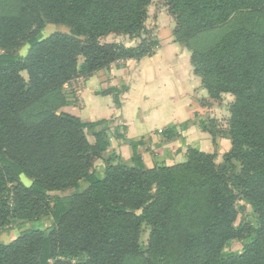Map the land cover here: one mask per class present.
Returning a JSON list of instances; mask_svg holds the SVG:
<instances>
[{
    "label": "trees",
    "instance_id": "16d2710c",
    "mask_svg": "<svg viewBox=\"0 0 264 264\" xmlns=\"http://www.w3.org/2000/svg\"><path fill=\"white\" fill-rule=\"evenodd\" d=\"M165 1L176 18L177 43L188 45L240 12L264 21V0ZM151 2L20 0L16 15H0V233L12 218L53 221L48 233L24 229L12 242L0 241V264H125L142 253L143 223L151 227L147 264H197L200 254H219L242 236L243 229L235 227L238 185L247 197L257 193L264 166V30L239 27L211 48L191 49L195 74L210 97H234L230 159L241 163L239 175L232 174L230 161L217 165L216 153L195 148L188 149L184 163L147 168L139 153L143 140L131 144L132 166L110 158L98 174L94 165L110 147V120L85 122L60 112L63 103L54 102L76 77L89 80L120 61L156 55L161 44L144 37ZM48 24L70 32L43 38ZM111 34L141 42L103 43ZM24 43L30 48L23 58L17 51ZM127 91L110 87L97 95L112 97L121 108ZM122 130L117 128L116 139H126V126ZM157 134L177 135L170 127ZM21 176L32 184L24 185ZM67 190L74 192L50 195ZM215 264H264V225L247 238L242 253L220 255Z\"/></svg>",
    "mask_w": 264,
    "mask_h": 264
},
{
    "label": "rangeland",
    "instance_id": "374dc122",
    "mask_svg": "<svg viewBox=\"0 0 264 264\" xmlns=\"http://www.w3.org/2000/svg\"><path fill=\"white\" fill-rule=\"evenodd\" d=\"M64 4L71 3L73 0H61ZM20 0H0V15H16L20 9ZM73 7L78 8V5ZM231 21L226 24L218 25L213 29L203 32L197 37L191 39L187 44L177 43L174 37V30L177 27L176 18L171 14L169 5L165 0H152L148 7V18L145 23L146 34L144 37H151L158 40L159 43L167 48L169 44L176 43L181 46L183 51L188 54L191 72L198 78L201 83V88L204 93H199L197 95V102L193 103L191 106V111L188 114L183 113L182 120H169L170 123L167 126L176 131V137L173 139H168L167 137L157 134L164 129H157L149 134L142 137L144 145L139 148V153L142 158L152 164L153 166H176L178 164L177 155L179 145H183V138L185 131L187 129L196 128V134H193L192 138L196 142H200L197 145V150L215 154L217 158L215 160L217 165H224L227 162L232 164V174L239 175L242 171V165L235 159H230V154L232 152V141L230 138V128L229 121L231 118L230 110L232 104L234 103V97L230 94H224L221 100H213L205 86L202 84V79L195 74V69L191 63L192 51H202L207 48H211L218 44L229 32L236 30L239 27H245L249 30L255 32H261L264 30V21L259 17L249 14L248 12L237 13ZM69 33L70 28L65 25H52L48 24L41 32L43 38H47L54 33ZM103 43H123L129 47H135L140 44L141 39L131 38L126 35H115L111 34L102 39ZM264 44V43H262ZM27 43L22 44L18 49L17 53L24 58L27 55L29 49ZM160 48V49H161ZM159 49V50H160ZM157 51L156 55L163 54L164 51L159 53ZM166 50V49H165ZM83 58L79 60V66L83 64ZM126 61H120L114 65V69H121L126 66ZM23 76L28 79L27 74L24 72ZM98 78L104 77L101 83H97L95 90L90 95L100 96L105 90L111 87V80L113 77H109L108 71H103L96 75ZM87 80L82 77L74 78L70 83L66 84L62 91L59 101L54 100L56 104L63 103L65 106H75L80 110L85 108L83 100V91L85 90ZM124 86V85H123ZM121 86V88L123 87ZM61 98V101H60ZM142 105V104H141ZM62 107V108H63ZM141 107V106H140ZM61 108V109H62ZM144 108V107H141ZM60 109V110H61ZM33 116V109L28 112L26 117ZM189 116V117H188ZM106 119L110 120V147L103 154L102 160H96L94 169L98 174H104L105 164L104 160L112 158L115 163L122 165H133L132 162V150L130 148V143L133 139L126 138L125 140L116 139L115 133L117 128L122 133V128L125 126L124 123L114 116H109ZM138 121V120H137ZM137 127L140 125L139 121L135 123ZM205 129V130H203ZM127 130V127H126ZM126 132V131H125ZM127 133V132H126ZM93 133L88 134V139L91 143H94ZM217 140L218 147L215 148L213 145V136ZM191 148V145L187 146ZM201 148V149H199ZM196 149V148H195ZM188 149H186L185 154L187 156ZM153 168V167H152ZM262 175L256 177L259 184V191L257 193H252L250 197H247V192L244 190V185L239 184L238 186V201L237 210L238 217L235 222V227H240L243 229L242 236L236 237L230 241L229 245L225 247L221 253H202L197 257V264H215L220 257V255H238L242 253L244 246L247 243V238H252L255 233L264 225V192L260 190V182L264 181V166L261 167ZM21 181L24 185L30 186L32 180L21 176ZM239 182V181H238ZM85 186V185H84ZM74 190L53 192L50 195L52 198L65 197L71 195ZM253 203L258 205V208L253 206ZM193 209V207H190ZM53 228V222L51 219L42 218L40 220L28 221L22 220L21 218H12L9 223L2 229L0 233V241L2 243H10L15 240L19 234L24 229H39L45 232H50ZM151 234V227L147 223H143L141 235H140V246L141 255L126 260L125 264H147V250L148 242Z\"/></svg>",
    "mask_w": 264,
    "mask_h": 264
},
{
    "label": "crops",
    "instance_id": "0c3cea01",
    "mask_svg": "<svg viewBox=\"0 0 264 264\" xmlns=\"http://www.w3.org/2000/svg\"><path fill=\"white\" fill-rule=\"evenodd\" d=\"M161 51H164L163 54L140 61L128 60L126 66L121 69H114L115 64L112 65L108 71L109 77H113L111 87L121 88L124 85L128 88V91L120 96L121 108L116 107L110 96L90 95L97 83L106 79L95 75L87 80L82 93L85 108L80 110L75 106H65L60 112L69 113L85 122L114 116L127 127V133L124 132L126 138L133 141H139V137L154 130L167 128L169 120H182L183 113H190L191 106L197 102V95L204 93V90L198 78L191 72L188 54L179 44L172 42L167 48L162 45L159 53ZM137 120L140 125L136 129ZM196 132L195 127L185 131L183 145L178 146V163L186 160L185 151L189 149L188 145L196 149L197 145H200L199 141L195 143L192 138ZM144 162L147 168L154 167L146 159Z\"/></svg>",
    "mask_w": 264,
    "mask_h": 264
},
{
    "label": "water",
    "instance_id": "95a60500",
    "mask_svg": "<svg viewBox=\"0 0 264 264\" xmlns=\"http://www.w3.org/2000/svg\"><path fill=\"white\" fill-rule=\"evenodd\" d=\"M129 143H131V142H129Z\"/></svg>",
    "mask_w": 264,
    "mask_h": 264
}]
</instances>
